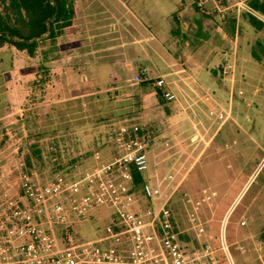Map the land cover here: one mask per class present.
I'll return each mask as SVG.
<instances>
[{
  "label": "rangeland",
  "instance_id": "374dc122",
  "mask_svg": "<svg viewBox=\"0 0 264 264\" xmlns=\"http://www.w3.org/2000/svg\"><path fill=\"white\" fill-rule=\"evenodd\" d=\"M71 1L72 24L33 55L0 47V192L16 195L21 160L33 143L43 163L22 181H44L57 164L71 168L73 158L80 160L75 171H83L95 164V150L109 160L126 150L116 142L119 127L139 124L149 140L146 175L171 193L191 252L207 244L216 264H264V55L260 62L249 54L256 41L264 43V28L244 13L238 20L230 10L202 14L192 0ZM175 27L183 33L173 34ZM147 28L160 45L149 48L154 58L141 47ZM145 61L175 92L170 102L185 113L180 128L164 127L160 108L120 78Z\"/></svg>",
  "mask_w": 264,
  "mask_h": 264
},
{
  "label": "built area",
  "instance_id": "2783aa9c",
  "mask_svg": "<svg viewBox=\"0 0 264 264\" xmlns=\"http://www.w3.org/2000/svg\"><path fill=\"white\" fill-rule=\"evenodd\" d=\"M192 4L210 16L227 10L236 20L255 14L249 0ZM132 80L153 85L167 102L176 99L164 75H152L147 66ZM119 133L116 142L126 150L109 160L91 151L95 164L80 172L75 171L80 160L73 158L71 168L50 170L44 181H22L40 170L21 160L16 195L0 192V264H216L215 249L207 244L191 252L188 231L176 224L171 193L148 179L145 128L121 126ZM130 163L142 175L139 186ZM84 225L92 229L85 232Z\"/></svg>",
  "mask_w": 264,
  "mask_h": 264
},
{
  "label": "trees",
  "instance_id": "16d2710c",
  "mask_svg": "<svg viewBox=\"0 0 264 264\" xmlns=\"http://www.w3.org/2000/svg\"><path fill=\"white\" fill-rule=\"evenodd\" d=\"M249 4L258 11L264 10L259 0H249ZM73 16L71 0H0V47L9 43L33 55L40 42L44 40L53 42L57 36L62 34L65 27L72 24ZM251 20L254 25L260 26V21L256 16H252ZM176 31L179 33L178 27ZM142 84L144 86L149 83L142 82ZM156 92L163 99L159 90L156 89ZM94 96L100 97L101 95ZM57 153L58 151H50V155ZM23 159L27 167H35V162L42 164L41 146L38 143L29 145V151L25 153ZM74 161L75 159H72V162ZM60 166L57 164L53 169H58ZM130 170L134 185L139 186L142 181L141 173L135 169L133 163H130Z\"/></svg>",
  "mask_w": 264,
  "mask_h": 264
},
{
  "label": "crops",
  "instance_id": "0c3cea01",
  "mask_svg": "<svg viewBox=\"0 0 264 264\" xmlns=\"http://www.w3.org/2000/svg\"><path fill=\"white\" fill-rule=\"evenodd\" d=\"M124 5V4H123ZM126 7V6H125ZM126 12H129L130 14H131V16L133 17V18H137V16H136V14H135V12H133L132 10H127ZM125 12V13H126ZM138 13V12H137ZM115 15H116V17L117 18H119V11H118V13H115ZM138 15V14H137ZM176 16H178V14L176 15ZM148 19H151V22L150 23H148V27L149 26H151L150 24H153V22H154V19H155V14H150V17L148 18ZM137 21H139V19L137 18ZM148 29V28H147ZM176 29H177V27H175V29L173 30L174 32H173V34H175V35H180V33H183V32H180V30H179V28H178V30H179V33L176 31ZM153 30H149L148 29V31H147V33H146V37L145 38H143V40L144 41H142L141 42V38L139 37V38H135V41H137V42H141V47H143V48H145L146 47V50L145 51H147V53H148V56L149 57H153L154 58V56H150V50H149V48H151V50H153L154 48H156V47H160V45L158 44V42H156L155 40H153V38H154V32H152ZM181 37H183L184 38V36H181ZM233 37V36H232ZM132 43H130L129 45H128V47L127 48H129V46L130 45H133V44H135V43H133L134 41L132 40L131 41ZM144 45H145V47H144ZM117 46H119V44L117 45ZM134 46H136V45H134ZM149 59H151V58H149ZM146 60V59H145ZM141 64H143V65H148L149 64V62H147V61H145V62H142ZM143 65H141V66H143ZM140 66V65H139ZM140 66V67H141ZM139 67V68H140ZM125 68H126V70L129 72L130 71V69H132V65L131 64H129V63H126V65H125ZM149 68V67H148ZM150 70V69H149ZM138 71V70H137ZM136 71V72H137ZM135 72V73H136ZM151 72V71H150ZM207 72L208 73H205L207 76L209 75V76H213L214 74V70H208L207 69ZM135 73H133V75L132 76H130V77H123L124 75H120V78L122 79V81H125V80H130V81H132V83L133 84H138V86H137V89H139L140 91H143V92H141V94H143L142 96H141V100L143 101V102H148V104L149 105H151L152 107H158V108H160V113L161 114H164V119L166 120V122H165V125H164V127H166L167 129H170V130H173V129H177V128H180V125H181V123H182V121H183V119L185 118V113L183 112V111H181L180 109H177L174 105H172L171 104V102L169 103V102H167V101H165L164 99H161L160 97H159V95L157 94V92L155 91V92H149L150 90H149V84H145L144 86H143V84H142V82H140V83H136V82H134L133 80H132V78H133V76L135 75ZM194 75V74H193ZM141 101V102H142ZM141 102H140V99H139V103H138V101L136 102V105L138 106L139 105V107H137V110H141L140 109V107L141 106H143L142 104H141ZM122 106V105H121Z\"/></svg>",
  "mask_w": 264,
  "mask_h": 264
},
{
  "label": "flooded vegetation",
  "instance_id": "af4514ba",
  "mask_svg": "<svg viewBox=\"0 0 264 264\" xmlns=\"http://www.w3.org/2000/svg\"><path fill=\"white\" fill-rule=\"evenodd\" d=\"M259 2H261L263 4V6H264V0H259ZM253 10L256 13H259L260 16L258 17L256 15V13L255 14H248L247 18H248L249 24L252 25L253 27H255L256 29H260L261 30L262 28H264V10L258 11V10L254 9V8H253ZM252 16H256L259 19V21H260V26L259 27H257L256 25L253 24V22L251 20ZM255 44L258 47V49L254 48V47L253 48L251 47L250 51H249V54H250V56L252 58H254L255 60L261 62L262 55H264V43L261 42V41H256ZM230 112H231V110H230Z\"/></svg>",
  "mask_w": 264,
  "mask_h": 264
}]
</instances>
